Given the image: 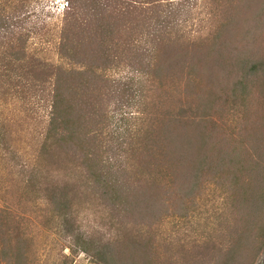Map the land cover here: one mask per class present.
<instances>
[{
  "label": "trees",
  "instance_id": "1",
  "mask_svg": "<svg viewBox=\"0 0 264 264\" xmlns=\"http://www.w3.org/2000/svg\"><path fill=\"white\" fill-rule=\"evenodd\" d=\"M32 1L0 9V86L49 106L37 157L0 176V264H42L41 216L66 242L45 264H187L202 247L264 264V0H64L57 60L32 46L53 29L30 25Z\"/></svg>",
  "mask_w": 264,
  "mask_h": 264
},
{
  "label": "rangeland",
  "instance_id": "2",
  "mask_svg": "<svg viewBox=\"0 0 264 264\" xmlns=\"http://www.w3.org/2000/svg\"><path fill=\"white\" fill-rule=\"evenodd\" d=\"M5 1L6 0H0V9L4 8V10H1L4 14H7L5 8L9 9V7L7 8L8 0L6 2ZM33 3L36 13L29 21L30 25H33V23H45L49 24L53 29L52 33L48 37V42H44L43 40L39 39V35L33 33V41L35 42L32 46L39 49L41 51L40 54H42L43 56L52 60H57V36H55V28L56 24L60 20V14L63 12L66 2L64 0H34ZM1 33H5V36H3V34ZM7 37L8 28L4 27L3 29H0L1 51H6L7 49ZM42 47L43 49H41ZM14 88V86L9 85L8 83L1 84L0 86V168H2L0 176L4 173L3 169L9 170V168H13L14 170L11 171L10 176L14 181H16L17 175L15 174V170H18L20 168L22 169L24 165H27L38 155L40 149L39 143L43 139L42 136L49 106H46L47 103H44V100H40L39 97H37V99L31 98L30 101L25 100L22 96H20L21 92H18L16 88ZM16 92L20 94H16ZM16 95H18V97H16ZM177 171H180V169L178 168ZM10 176H8L7 178H5V176L1 177L0 182L8 185L9 181H11ZM208 192V198L210 199L209 202L206 203L207 206L205 211L211 209L210 214L214 216L213 211H216L214 206L219 207V209H224L225 203L222 202L223 197H219L218 191L215 188L212 187V189ZM197 200L198 205H200L201 209H203L202 198H199ZM34 221L36 222L34 224L35 226L33 224L32 226L33 228H35L34 230L36 233L34 234L38 236V239H36V243L33 245V248L38 249V253L36 255L32 254V256L35 259L38 257L41 258L42 264H45L44 260H53L55 258H58L62 254L60 249L66 242L58 235L57 228L53 226L54 222L51 219H48V217L41 216L39 217V219ZM228 221L231 222V219H229ZM60 229L63 230V228ZM215 229L216 232H218L217 235L220 234V236L218 238H215V240L220 241L225 238L224 236H226L227 238L231 236L229 228H227L224 233L223 230H220L218 228L217 223H214L210 229L212 231V234L215 233ZM170 230L171 229H168V232H166L165 235H167L169 239L173 240L172 243L174 244L177 240V234L181 232L182 229L180 231ZM53 237L55 239H53ZM57 241L60 242L57 243ZM211 244V246H213L215 243ZM192 245L193 244H190L189 248ZM195 249L196 247L191 250ZM201 249H203V252H201V254H204L206 258H204L203 260H192L187 264H214V261L212 259H215L216 257L214 256L218 255V247L217 249L211 248L210 253H207L206 249L208 248L202 247ZM178 250L180 252L182 251L181 248H179ZM64 253H66L67 255H73L68 248L64 250ZM95 255V251H92L90 253L79 251L78 253L73 255L72 264H95L94 259H97ZM262 263L263 254L258 256L254 264ZM170 264L186 263H178L176 258L175 260L171 261Z\"/></svg>",
  "mask_w": 264,
  "mask_h": 264
}]
</instances>
